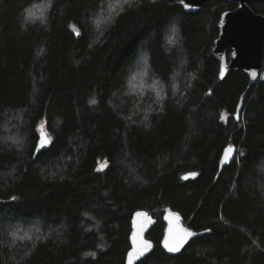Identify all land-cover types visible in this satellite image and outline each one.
Here are the masks:
<instances>
[{
	"label": "trees",
	"instance_id": "16d2710c",
	"mask_svg": "<svg viewBox=\"0 0 264 264\" xmlns=\"http://www.w3.org/2000/svg\"><path fill=\"white\" fill-rule=\"evenodd\" d=\"M106 1L0 0V264H126L139 210L157 223L138 264H264V57L252 83L214 54L238 4L128 0L98 22ZM167 206L209 231L177 256Z\"/></svg>",
	"mask_w": 264,
	"mask_h": 264
},
{
	"label": "water",
	"instance_id": "95a60500",
	"mask_svg": "<svg viewBox=\"0 0 264 264\" xmlns=\"http://www.w3.org/2000/svg\"><path fill=\"white\" fill-rule=\"evenodd\" d=\"M210 0H181L188 12H197L205 6ZM228 3H237V9L225 12L220 21V36L216 41L214 54L221 61V78H224L229 70H240L249 75L251 82H257L261 77L262 62L264 57V15L256 13L251 4L261 3L264 0H223ZM185 5H188L186 7ZM231 51L228 58L227 53ZM255 74V75H253ZM241 114V109L237 116ZM45 141L41 146V139ZM51 140L48 134L42 130L35 156L50 144ZM232 148V151H227ZM238 156V148L235 145H229L225 148L221 161L219 175L225 167L230 166ZM195 174V175H193ZM196 176V173H189L184 179H190ZM141 215H137V214ZM165 223L164 237L161 241L163 250L171 256H177L194 239L209 233V231H196L184 222L182 215L167 206L161 211ZM146 214V215H144ZM177 217L179 219L177 220ZM157 219L146 210H139L132 217V230L130 234L131 248L126 256V264H129V253L133 254L132 264H138L146 257L150 256L155 249V244L148 237L150 231L156 225ZM178 229H187L193 235L188 236L186 241L180 247L179 251H169L165 247V239L170 243L178 241L183 233ZM171 230V231H170ZM136 234L137 243H133V235ZM141 241H147L150 248L143 250V254H138L141 247Z\"/></svg>",
	"mask_w": 264,
	"mask_h": 264
},
{
	"label": "rangeland",
	"instance_id": "374dc122",
	"mask_svg": "<svg viewBox=\"0 0 264 264\" xmlns=\"http://www.w3.org/2000/svg\"><path fill=\"white\" fill-rule=\"evenodd\" d=\"M122 2L125 3V0H107L106 1V5H105L106 11L105 10H102L100 12L99 16L101 15V17L98 19V22H100V21L103 22L104 17H106L110 13V11H112L114 8H119V6L122 5ZM107 5H108V8H107ZM33 10L32 11H29V13H28L29 18H31V19H34V17H36L37 15L43 14L44 7H39L36 10H34V11ZM136 71L137 72H135V75H132V77L130 79V84H131V87H132L133 90H137L138 82H140L141 79H144V77H145V74H143L144 71H145V69L142 70V69L138 68ZM135 92H133L131 90V93L135 94ZM224 120H227V116L224 117ZM9 131L12 132V130H11L10 127L8 128L7 133ZM6 137H8V134H6ZM11 232H12L13 238H18L17 240H20V238H24V239L27 238L26 235H23V236L20 235L23 232L20 228H16V230L11 229ZM27 235H29V234H27ZM31 235H33V234H31ZM31 235H29V236H31ZM13 241H15V240H13Z\"/></svg>",
	"mask_w": 264,
	"mask_h": 264
},
{
	"label": "snow or ice",
	"instance_id": "6c2138e0",
	"mask_svg": "<svg viewBox=\"0 0 264 264\" xmlns=\"http://www.w3.org/2000/svg\"><path fill=\"white\" fill-rule=\"evenodd\" d=\"M125 2H127V0H125ZM185 6L188 7V5H185ZM253 75H255V74H253ZM91 102L92 103H96L95 100H93ZM44 143H45V141L42 138L41 139V146H43ZM37 150H39V149H37ZM232 150H233L232 148H229L227 151L230 152ZM193 175H195V174H193ZM137 215H141V214L138 213ZM144 215H146V214H144ZM178 219H179V217H177V220ZM178 231L180 233H183V235L180 237V239L178 241H175L173 243H170L167 238L165 239V247L168 248L169 251H179L180 247H182V245L186 241L187 237L193 235V233L189 232L187 229H178ZM133 243L134 244L137 243L136 234L133 235ZM150 247H151V245L149 244V242H147V241H141V247H140V249H138V254H143V250H146L147 248H150ZM132 257H133V254L132 253H129V264H132Z\"/></svg>",
	"mask_w": 264,
	"mask_h": 264
}]
</instances>
